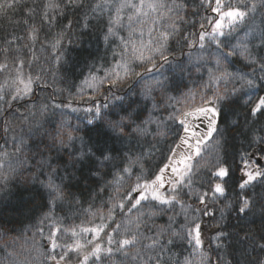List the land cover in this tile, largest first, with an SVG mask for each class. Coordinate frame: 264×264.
<instances>
[{"label": "snow or ice", "instance_id": "6c2138e0", "mask_svg": "<svg viewBox=\"0 0 264 264\" xmlns=\"http://www.w3.org/2000/svg\"><path fill=\"white\" fill-rule=\"evenodd\" d=\"M256 8L252 3L244 11L232 0H0V19L11 29L0 27L6 33L0 40V181L34 172L49 209L19 235L0 232V264H73L74 256L77 264H88L102 251L121 255L126 264H264V192L254 191L264 188V26L255 24ZM246 18L251 27L233 44ZM97 21L104 23L111 63L105 67L107 58H99V67L90 66L77 85L65 41L74 23L89 29ZM172 47L188 49V62L177 61ZM165 65L170 75L160 71ZM189 66L207 80L178 99L170 93L180 91ZM154 70L159 75L146 81ZM133 76L143 85L141 99L127 102L116 92ZM58 82L69 88L53 89ZM58 94L70 102L56 103ZM68 110L86 113L84 121L102 142L88 146L75 135L83 129L66 119ZM169 134L179 143L167 155L155 144L144 151L142 141ZM229 134L240 142L236 170L242 173L240 192L231 199L226 193L234 173L224 159ZM157 153L163 159L153 168ZM77 179L103 181L95 196L112 190L96 211L86 210L91 227H65V218L55 215L58 204L63 209L67 203L70 211L82 207L71 191ZM227 226L231 231H224ZM207 230L214 235L205 237ZM87 233L92 238L82 241ZM65 236L73 242H62Z\"/></svg>", "mask_w": 264, "mask_h": 264}, {"label": "trees", "instance_id": "16d2710c", "mask_svg": "<svg viewBox=\"0 0 264 264\" xmlns=\"http://www.w3.org/2000/svg\"><path fill=\"white\" fill-rule=\"evenodd\" d=\"M234 6L241 7V10L248 11L251 7L252 3L257 5L255 12V24L259 26H264L262 21H264V7L261 6V0H232ZM245 5L247 7H245ZM19 19V17H17ZM75 19V17H73ZM227 21H225V24ZM0 27L5 29H9V25L7 21L0 19ZM251 27L250 18H246L243 23L239 25L236 29L234 35L236 39H233L231 42L236 44L238 40L244 37V34ZM104 23L103 21H97L90 24L89 29H84L80 27V25H73V32L67 38V40H71V43L65 41V48L67 49V56L69 59V64L74 66L75 71L72 74V80L75 81L77 85H79L80 81L88 75L89 68L93 64H96V61L101 57L107 58V63L101 60V63H105V67L110 66L111 63V54L107 51L104 41L102 39L103 36ZM11 30V29H9ZM227 32V27L225 28ZM17 34H22L20 31H17ZM125 34V33H122ZM6 35L4 31H0V40ZM172 53H174L176 60L180 62L187 63L188 62V53L189 50L182 47H172ZM212 51H215V47L213 46ZM39 54V53H38ZM171 59V57H170ZM235 59V58H233ZM99 67L98 64H96ZM237 66H241L239 62ZM167 65H165L164 69H160V71H165L167 69ZM139 72H143L142 67H137L136 69ZM83 73V75H81ZM61 74H63L61 72ZM166 74H169L166 72ZM97 75L103 76V72H98ZM153 75L158 76L157 72L148 73L145 76V80L148 81L151 79ZM203 75V80L201 76ZM3 77L0 76V80ZM207 80V75L201 72H196L191 69L189 66V71L183 74V78L178 82L181 84V88L179 92L173 91L170 94L177 97L178 99H182V93H187L189 90H199ZM49 82L51 83V77H49ZM239 87V85H236ZM53 89H64L69 88L68 85L62 83H56L52 85ZM143 85L138 84L136 82V77L129 78L122 88L116 92L117 95L125 96L126 101L130 102L131 100H140L141 97L138 93L141 91ZM71 91H75L74 89H69ZM37 92L41 96L51 95V91L41 92L40 89H37ZM132 93H136L137 95H132ZM264 95V93H260ZM243 99H241V104L243 103ZM56 103L62 102H70L68 101L66 95H57L55 98ZM98 102L103 104L105 101L103 98L98 97ZM89 105L84 104L82 102L75 103L73 102V107H79L81 109L88 107ZM179 107V105H177ZM171 109H169L170 111ZM69 115L66 117L72 124H79V126L83 129V131L79 133H75V135L83 136L85 141L88 142V146L96 145L102 142L101 137L97 135V132L93 125H87L84 121V117L87 115L83 111L72 113L70 110ZM237 111L240 113H246L247 109L240 107L237 105ZM162 115H167V113H163ZM234 117H229V119H233ZM234 134V133H233ZM233 134H229V143L226 146V154L224 159L230 160L232 162L233 169V178L229 181L228 184V192L226 195L231 199L237 193L240 192L238 188V181L242 173L236 170L237 164H239V157L236 155V149L239 148V140H232L231 136ZM144 145V151H147L151 148L153 144L156 147L160 148L161 151L167 155L168 149L171 146H174L175 143H179L177 137L173 134H169L166 137L158 138V140H152L150 137L147 140L141 142ZM211 143V141L209 142ZM3 144V141L0 140V145ZM80 144L77 142L76 148H79ZM133 151L139 152L140 149L136 146H132ZM8 150H11V143L8 145ZM87 150V147L85 148ZM95 151V148L92 149ZM125 152L128 151L127 148L124 149ZM178 152L180 150H177ZM98 155V153H97ZM178 157V156H177ZM175 157L174 160H179L180 158ZM162 156L159 153L152 159L151 167H156L160 164ZM165 162H167L165 160ZM162 166V165H160ZM145 168H149V164H145ZM107 170V167L105 168ZM5 174H7V167L4 169ZM87 174V170H85V175ZM35 175L34 172L23 171L17 175L11 177V179L5 183L0 181V184H3V187H0V232H7L9 235H19L22 230H26L29 227H33L37 224V222L43 217L45 213L49 211V209L45 206L48 201V197L46 192L40 187L38 181L33 180L32 177ZM77 177L81 176L80 172L76 173ZM40 180H43L44 177H40ZM107 180H111L112 177H106ZM72 187L71 191L76 193L79 199L82 201V207L79 209L69 210L67 203L64 204L63 209L57 205L55 208V215L58 217L65 218V227H91L93 226V218L87 214L86 210H88L91 206V211H96L97 207H99L103 200L108 199V196L112 194V190L108 189L105 193L100 196H95L96 191L98 190L99 184H102L103 181H100L99 184L94 179H88L85 183H81L79 179L71 181ZM256 192H264V188L256 187L254 189ZM91 194V195H90ZM245 195H251L252 193L248 190H245ZM93 196L95 199L93 200ZM221 203H223V198H221ZM104 212H107V208H104ZM235 215V214H233ZM116 219L119 222L123 219V216L120 214L119 210H116ZM217 219H219V214H217ZM164 219H157L156 223H163ZM94 223L99 224V219H96ZM111 225V222H108ZM231 223H235V220H232ZM79 230V228H77ZM109 231V229H105V232ZM224 231H231L230 226L224 228ZM45 234H47V229L45 230ZM31 235V233H29ZM115 235V234H114ZM214 233L211 230L205 231V237H211ZM92 234L87 233L81 236L82 241H86L87 239H91ZM120 237H117L119 239ZM73 239L71 236L62 237V242L72 243ZM99 243L102 248L107 247L106 237L103 233H101V237L99 238ZM205 243H208V239H205ZM85 250H91V245L85 248ZM74 256V254H73ZM75 258V256H74ZM88 264H126L121 255H113L111 257L107 256L103 251L100 254L99 260L95 258H90Z\"/></svg>", "mask_w": 264, "mask_h": 264}, {"label": "rangeland", "instance_id": "374dc122", "mask_svg": "<svg viewBox=\"0 0 264 264\" xmlns=\"http://www.w3.org/2000/svg\"><path fill=\"white\" fill-rule=\"evenodd\" d=\"M177 158H180V157L178 156ZM177 166L179 167L180 165H177ZM88 251H90V250H84V252H88ZM82 255H83V253H81V256ZM73 264H77V261L75 258L73 259Z\"/></svg>", "mask_w": 264, "mask_h": 264}]
</instances>
